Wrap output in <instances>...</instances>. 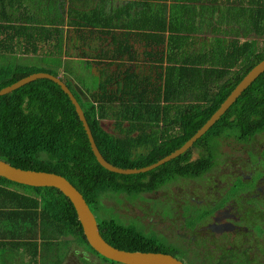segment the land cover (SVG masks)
Returning <instances> with one entry per match:
<instances>
[{
	"label": "trees",
	"instance_id": "obj_1",
	"mask_svg": "<svg viewBox=\"0 0 264 264\" xmlns=\"http://www.w3.org/2000/svg\"><path fill=\"white\" fill-rule=\"evenodd\" d=\"M8 1L0 0L3 6L0 58H5V63L0 64V90L39 72L62 78L80 103L103 157L121 168L151 165L180 148L264 59V2L255 15L256 36L261 38L234 39L222 47L212 45L199 51L197 60H190L184 44L183 49L173 51L174 57L167 55L162 36H155L161 43L154 54L151 51L142 54L141 48L126 37L127 33L106 31L104 24L93 21L95 13L75 17L69 8L66 19L64 9L58 17L48 15L45 22L44 13L28 16L25 21L23 17L12 19L14 14L6 7ZM106 36L111 42H105ZM19 50L22 52L19 59L7 63L6 56ZM142 55L152 63L144 74L140 71L142 67L134 64ZM205 56L206 64L202 63ZM80 61L83 71L96 79L90 85L89 80L78 78L76 69ZM195 92H200L195 101H182L187 93L194 95ZM114 104H118L119 109L110 131L104 127L103 120ZM174 105L197 109L186 119L191 126L178 143L157 146L155 136L143 132L141 123L145 121V127L149 128L152 122L160 120L161 107ZM196 123L198 125L193 127ZM263 131L264 73L196 146L212 135L249 139ZM0 159L17 168L64 176L83 194L95 215L107 194H140L174 176L195 173V163L180 167L178 158L141 174L122 175L107 170L98 162L70 97L49 79H38L0 97ZM208 165L212 163L208 161ZM162 176L164 178L155 184ZM0 206L4 218L19 225L29 221L33 232L42 224L57 234L73 237L81 247L105 262L121 264L92 248L73 203L55 187H33L0 176ZM96 218L103 238L118 249L167 253L156 248L160 244L143 235L135 225H125L114 218Z\"/></svg>",
	"mask_w": 264,
	"mask_h": 264
},
{
	"label": "flooded vegetation",
	"instance_id": "obj_2",
	"mask_svg": "<svg viewBox=\"0 0 264 264\" xmlns=\"http://www.w3.org/2000/svg\"><path fill=\"white\" fill-rule=\"evenodd\" d=\"M188 107H161L160 120L149 128L143 121L142 131L153 134L157 146L178 143L197 110ZM197 141L177 157L180 167L195 163L196 174L135 194L141 196L138 216L122 224L135 225L185 264H264V131L249 139L212 135L200 146Z\"/></svg>",
	"mask_w": 264,
	"mask_h": 264
},
{
	"label": "crops",
	"instance_id": "obj_3",
	"mask_svg": "<svg viewBox=\"0 0 264 264\" xmlns=\"http://www.w3.org/2000/svg\"><path fill=\"white\" fill-rule=\"evenodd\" d=\"M58 1L9 0L6 7L8 12L14 14L12 19L23 17L25 21L28 16L44 13L43 6L47 7L46 5ZM61 1L63 4L58 10L59 14L55 13L57 17L64 9V19L68 18L69 8L75 17H85L87 14L91 16L95 13L92 20L104 24L106 31L120 35L138 34L142 42L137 46L153 54V51L158 49L157 46H160L161 39H157L161 38L159 36L164 38L167 55L171 57H174V50L183 49L181 45L189 43L190 46L185 48L187 50L185 53L190 60H197L199 51L215 45L216 43H211L212 38L223 44L234 39L240 41L254 39L255 37L250 38L249 35H256L255 15L258 12L256 10L261 9L264 2V0ZM2 8L1 4L0 12ZM47 17L48 15L44 13L43 22ZM66 29L65 25L64 30ZM18 42L20 45V41ZM105 42H111L109 36H106ZM20 52L19 50V53L12 55H16L17 58ZM8 56L12 57L10 54ZM206 61L207 56L203 57L202 63ZM134 64L145 69L152 65L148 61L142 63L140 60ZM200 77L203 81V77ZM2 210L0 206V211ZM29 226V221L19 225V222L6 219L0 213V264H74L75 259L79 261L77 264H80V252L83 247L73 237L59 236L52 228L42 224L34 232ZM83 252L85 253L83 258L92 253L84 248ZM76 256L78 258H75Z\"/></svg>",
	"mask_w": 264,
	"mask_h": 264
},
{
	"label": "water",
	"instance_id": "obj_4",
	"mask_svg": "<svg viewBox=\"0 0 264 264\" xmlns=\"http://www.w3.org/2000/svg\"><path fill=\"white\" fill-rule=\"evenodd\" d=\"M264 73V59L255 65L247 75L238 83L229 96L220 105L218 110L207 120V122L189 139L183 146L176 151L160 159L159 161L141 168H121L109 163L100 152L92 130L86 119L85 113L74 96L66 82L51 73L39 72L31 74L9 86L0 90V97L13 92L14 90L36 81L38 79H49L61 86L66 94L70 97L76 111L82 121L85 131L88 135L91 148L98 162L107 170L122 174L134 175L146 173L158 168L159 166L177 158L186 152L198 139H200L208 130L213 127L218 120L228 111V109L238 100L243 92L248 89L258 77ZM0 176L10 181L33 186V187H55L66 195L73 203L78 218L82 224L84 234L89 244L103 257L121 264H185L183 261L165 253L142 252V251H126L118 249L109 244L101 235L98 221L95 213L91 210L83 194L64 176L43 172L25 170L10 165L0 159Z\"/></svg>",
	"mask_w": 264,
	"mask_h": 264
},
{
	"label": "rangeland",
	"instance_id": "obj_5",
	"mask_svg": "<svg viewBox=\"0 0 264 264\" xmlns=\"http://www.w3.org/2000/svg\"><path fill=\"white\" fill-rule=\"evenodd\" d=\"M36 1H40V0H36ZM60 1V2H59ZM58 2H56L55 4L51 3L49 6L46 5L47 7L43 6V11L45 13V15H53L56 12L59 14L58 10L61 7V4H63V2L61 0H59ZM44 2V0H43ZM126 37L129 39V41L134 42V44L139 45L141 44V38L138 34L135 33H127ZM247 37V36H245ZM249 37H255V38H261L258 37L256 35H249ZM211 43L215 44L216 46L222 47L223 43H218V41L216 39H211ZM254 45L257 46V43L254 42ZM184 46L187 48L189 47L187 44H184ZM208 47V44H206L205 48ZM141 53H145V51H147L146 49L141 48L140 49ZM19 53V52H18ZM21 53V52H20ZM12 57H8L6 56L7 59V63H14L16 62V60H18V58L20 57V55L17 56L16 60L14 59L16 57V55H11ZM145 56L142 55L139 60L142 63H146L147 61L144 60ZM66 59V58H65ZM5 63V58H0V64ZM206 63V62H204ZM78 68L76 69L77 74H78V78L79 80H86L88 81V84L90 85L91 82L96 81L95 78H91L89 75H87L86 72L83 71L82 67H81V61L80 63L77 64ZM208 65V64H207ZM145 68H141L140 71L144 74L145 72ZM65 76V74H64ZM66 78H68L67 76H65ZM75 78H77L75 76ZM72 79V78H71ZM75 85H77V82H73ZM200 92H195L194 95L192 97H190L189 99L185 97V102H191V101H195L196 97L198 96ZM119 106L118 104H114L110 107V109L108 110L107 116L106 118L103 120V125L106 129L112 131L113 130V122L115 119V113L118 111ZM132 199L127 198L125 195H115V194H107L103 197L102 199V203L103 206H100L98 209V211L96 212V216L100 219V217H106V218H114L116 220H118L121 223H127V221H129V219H135L136 216H138V212L139 209L141 208L142 204L140 203V198L141 197L139 195H132L130 196ZM114 209V210H113ZM120 216V218H119ZM52 230V229H51ZM55 231V230H53ZM59 236L64 237L61 234H58ZM81 261L80 264H112V263H108L105 262L106 260H104L102 257H98L95 254L92 253H88L87 258H83L85 253L83 252V248L81 250ZM75 258H78L77 256ZM74 264L79 263V261L77 259H75L73 261Z\"/></svg>",
	"mask_w": 264,
	"mask_h": 264
}]
</instances>
